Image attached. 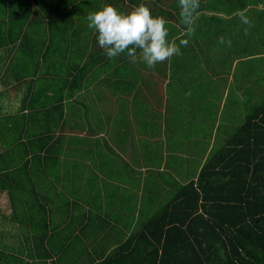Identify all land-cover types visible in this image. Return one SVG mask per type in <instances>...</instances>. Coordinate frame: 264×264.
I'll return each instance as SVG.
<instances>
[{"label":"crops","instance_id":"obj_1","mask_svg":"<svg viewBox=\"0 0 264 264\" xmlns=\"http://www.w3.org/2000/svg\"><path fill=\"white\" fill-rule=\"evenodd\" d=\"M210 1L152 70L108 59L86 17L144 4L178 43V0H0V264H131L115 252L240 132L264 101V0Z\"/></svg>","mask_w":264,"mask_h":264},{"label":"trees","instance_id":"obj_2","mask_svg":"<svg viewBox=\"0 0 264 264\" xmlns=\"http://www.w3.org/2000/svg\"><path fill=\"white\" fill-rule=\"evenodd\" d=\"M239 131L115 253L133 264L140 236L142 264H264V101Z\"/></svg>","mask_w":264,"mask_h":264},{"label":"clouds","instance_id":"obj_3","mask_svg":"<svg viewBox=\"0 0 264 264\" xmlns=\"http://www.w3.org/2000/svg\"><path fill=\"white\" fill-rule=\"evenodd\" d=\"M180 23L184 36L179 42L169 39V29L163 17H154L144 4L126 13L119 12L112 5L89 13L86 17L88 28L95 30L97 43L108 59L126 55L129 63L144 64L154 70L158 64L181 54V48L189 45L195 36L200 0H178ZM242 24L249 28L251 20L246 10L237 13ZM247 34V33H246ZM220 44L231 45V40L219 38Z\"/></svg>","mask_w":264,"mask_h":264},{"label":"rangeland","instance_id":"obj_4","mask_svg":"<svg viewBox=\"0 0 264 264\" xmlns=\"http://www.w3.org/2000/svg\"><path fill=\"white\" fill-rule=\"evenodd\" d=\"M213 2H214V4H216L217 6H221V7L224 6V5H223V2H222V1L219 2L218 0H217V1H210L209 4L211 5Z\"/></svg>","mask_w":264,"mask_h":264}]
</instances>
